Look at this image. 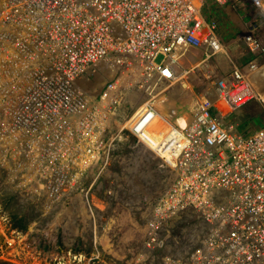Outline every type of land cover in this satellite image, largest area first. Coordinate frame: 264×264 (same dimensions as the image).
Wrapping results in <instances>:
<instances>
[{"label":"built area","instance_id":"obj_1","mask_svg":"<svg viewBox=\"0 0 264 264\" xmlns=\"http://www.w3.org/2000/svg\"><path fill=\"white\" fill-rule=\"evenodd\" d=\"M240 1L1 0L0 23L8 32L20 27L22 35H15L16 52H7L6 44L0 51L8 56L0 61V74L9 69L7 76L17 80L32 67L27 83L19 87L27 118L36 114L47 119L48 112L66 109L70 119L78 117L74 124L66 123L76 136L81 160L107 163L114 140L108 139V123L121 115L128 95L124 73L108 81L99 98L87 97L74 107L80 80L100 64L111 63L138 72L150 93L149 82L155 79L189 83L193 69L181 67L187 50L202 49L204 62L228 54L210 8ZM249 1L264 7V0ZM243 41L249 52L264 56V43L254 33ZM258 66L257 59L244 67L234 63L231 74L212 82L214 99L195 94L189 114H180L173 123L160 114L156 97L130 120L128 130L172 171L148 218L151 243L177 214L199 215L206 224L190 264H264V124L239 133L224 121L253 100L264 102L249 80ZM81 260L78 264H90Z\"/></svg>","mask_w":264,"mask_h":264},{"label":"rangeland","instance_id":"obj_2","mask_svg":"<svg viewBox=\"0 0 264 264\" xmlns=\"http://www.w3.org/2000/svg\"><path fill=\"white\" fill-rule=\"evenodd\" d=\"M213 7L209 14L219 25ZM1 10L2 2L0 20ZM18 34L22 35L21 28L8 32L0 23V51L6 44L7 52H16ZM222 41L238 43L233 51L230 49L236 52L233 58L238 50L244 54L249 51L241 39ZM204 56L202 49L187 50L181 67L193 69L189 83L155 79L149 82L151 93L146 79L134 70L127 72L126 68L105 63L87 72L75 87L80 99L76 98L74 107L83 105L87 97L99 98L104 85L122 71L128 90L121 115L108 123V139L114 140L111 158L102 164L81 160L76 136L66 123L70 120L74 124L78 117L71 115L70 119L66 109L53 110L52 115L48 112L49 118H43L44 123L35 128L19 123L14 118L19 87L27 83L32 67L25 68L17 80L2 71L0 104L4 102L6 111L0 112V264H72L76 258L90 264H190L206 224L199 215L177 214L156 231L157 241L151 243L149 234L153 231L148 218L156 199L168 187L172 171L128 127L138 108L153 97L157 105L165 99L163 110L172 123L180 114H189L195 94L214 99L212 82L225 75L218 66L220 61H216L225 56L208 62H204ZM2 58L8 56L4 53ZM224 121L239 133L260 128L264 124V102L253 100Z\"/></svg>","mask_w":264,"mask_h":264},{"label":"crops","instance_id":"obj_3","mask_svg":"<svg viewBox=\"0 0 264 264\" xmlns=\"http://www.w3.org/2000/svg\"><path fill=\"white\" fill-rule=\"evenodd\" d=\"M213 8H215V16L220 20L219 33L222 36L221 39L228 40L234 38L243 40L244 35L252 32L264 41V7L260 9L254 6L249 0H241L240 2H235L224 7L214 6ZM237 44L231 42L226 44L227 47H232L228 49L227 55H220L225 56V58H220V60L216 61L217 64L220 61L218 66L222 67L225 75H229L231 74L230 72L232 71L234 63L244 67L249 62L257 59L259 66L250 72L249 80L255 89L264 97V57L252 54L249 51L247 54H244L243 51L238 50V54L233 58L236 52L233 53L232 51L238 46ZM243 44L246 46L244 41Z\"/></svg>","mask_w":264,"mask_h":264},{"label":"water","instance_id":"obj_4","mask_svg":"<svg viewBox=\"0 0 264 264\" xmlns=\"http://www.w3.org/2000/svg\"><path fill=\"white\" fill-rule=\"evenodd\" d=\"M1 61V60H0ZM14 72H16L15 70H13ZM10 73V70L8 69L7 70V74ZM17 73H20V72H17ZM20 96V95H19ZM17 107L18 109H16V116H14V118L17 120H19V122L22 124H24L25 127H33L35 128L36 126L44 123L45 120H43V118L45 119L44 116H39V115H36V114H32L31 118H27L26 115L29 114L28 111L25 110V106H24V103L20 100V97L18 98V104H17ZM6 111V108L4 106V102L2 103V105L0 104V112H4ZM7 112H8V116H5L7 119L10 117V111H8L7 109ZM14 113V114H15ZM17 117V118H16ZM24 119V121L22 122L21 120ZM23 133H25L23 131Z\"/></svg>","mask_w":264,"mask_h":264},{"label":"bare ground","instance_id":"obj_5","mask_svg":"<svg viewBox=\"0 0 264 264\" xmlns=\"http://www.w3.org/2000/svg\"><path fill=\"white\" fill-rule=\"evenodd\" d=\"M20 28V27H19ZM15 100H17V99H15ZM18 101V100H17ZM163 101H165V99H162L160 102H159V104H158V109H159V112H160V114L161 115H163V116H165V110H163V109H165V107H163L164 105H163ZM11 103H12V101H11ZM17 103V102H16ZM162 104V105H161ZM10 105V104H9ZM10 107V106H9ZM140 108V107H139ZM138 108V109H139ZM8 109V108H7ZM12 109V108H11ZM15 112V111H14ZM13 112V113H14ZM16 121V120H15ZM160 122H161V120H159L158 121V123L160 124ZM20 123V122H19ZM65 125V124H64ZM68 128V127H67ZM63 130V129H62ZM20 142V141H19ZM40 144V143H39ZM11 145V144H10ZM23 146V145H22ZM39 147V146H38ZM14 148V147H13ZM19 148V147H18ZM40 148V147H39ZM8 150V149H7ZM10 152V151H9ZM19 152V151H18ZM20 153H21V151H20ZM10 154V153H9ZM21 164V163H20ZM24 167V166H23ZM81 261H83V260H81ZM75 263H80L79 262V260H78V258H76V261H75ZM75 263H72V264H75Z\"/></svg>","mask_w":264,"mask_h":264},{"label":"trees","instance_id":"obj_6","mask_svg":"<svg viewBox=\"0 0 264 264\" xmlns=\"http://www.w3.org/2000/svg\"><path fill=\"white\" fill-rule=\"evenodd\" d=\"M22 229V228H21ZM24 229V228H23Z\"/></svg>","mask_w":264,"mask_h":264}]
</instances>
